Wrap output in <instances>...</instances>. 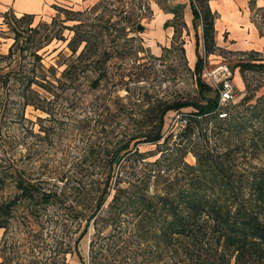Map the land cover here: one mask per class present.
<instances>
[{"label": "rangeland", "instance_id": "rangeland-1", "mask_svg": "<svg viewBox=\"0 0 264 264\" xmlns=\"http://www.w3.org/2000/svg\"><path fill=\"white\" fill-rule=\"evenodd\" d=\"M131 1H58L47 15L21 18L9 13L1 23L0 56L10 57L0 59L5 81L0 86V163H14L25 176L49 181L63 196L59 206L43 212L42 225L32 226L33 237L25 246L0 251V264H56L48 252L54 246L53 222L58 216L57 227L67 229L63 245L72 252L60 264L164 261L133 230L130 210L117 217L108 211L115 182L127 187L130 181H141L156 163L171 177L178 163L195 164L191 153L180 156L188 142L173 135L183 124L178 119L193 113L191 106L164 115L160 141L144 142L141 136L154 131L164 106L204 101L194 76L196 54L203 57L204 52L202 28L195 31L186 19L184 0H133L147 17L141 19L145 30L137 32ZM258 26L264 31V17ZM69 43H80L75 53ZM204 59L209 69L222 65L231 72L237 96L227 112L249 95L251 103L259 100L264 107V69L250 66L241 71L238 66L264 65V51L215 48ZM14 69L17 73L10 72ZM30 69L44 85L31 87L37 93L36 107H24L21 101L25 83L18 77ZM212 125L210 120L208 127ZM106 183L110 194L75 245Z\"/></svg>", "mask_w": 264, "mask_h": 264}, {"label": "trees", "instance_id": "trees-1", "mask_svg": "<svg viewBox=\"0 0 264 264\" xmlns=\"http://www.w3.org/2000/svg\"><path fill=\"white\" fill-rule=\"evenodd\" d=\"M209 1L189 0L192 26L195 31L201 26V40L207 56L216 48L214 15ZM130 4L133 16L138 19L136 30L143 32L145 26L141 25V19H147L146 13H142L138 1L132 0ZM24 17L32 16H21ZM196 43L199 44V38ZM69 44L74 53L80 45ZM82 54L83 51L78 57ZM9 57L10 53L0 59ZM196 57L195 83L204 101L164 106L156 119L154 131L141 136L144 142L160 141L164 115L174 110L180 113L182 108L191 106L193 113L182 118L186 120L185 126L175 134L171 131L170 135L188 142L181 147L180 156L191 153L195 164L178 163L174 177H171L156 163V169L141 181H130L127 187L115 182L110 202L112 209L108 212L117 217L130 210L133 230L154 249L155 255L164 257L161 264H264V162L261 160L264 155V107L259 100L251 103V95L234 105L232 112L227 109L234 102L218 106V93L200 77L202 56L196 54ZM238 66L241 71L250 66L264 69L261 64ZM10 72L17 73V70ZM18 78L25 83L21 89L23 106L36 107L34 95L37 93L31 87L40 84L43 88V83L36 80L32 69L23 71ZM4 83L0 76V86ZM210 120L213 125L208 127ZM124 148L125 153L130 151L127 146ZM118 152L114 156L116 162L122 156L119 155L121 149ZM109 194L110 185L106 183L76 237L75 245L87 233L89 222L96 217ZM62 196V192L51 187L49 181L25 176L24 169H17L14 163H0V251L25 246L33 237L30 234L32 226L42 225L40 217L43 212L59 206ZM59 217H54V246L48 252L56 264L64 261L67 253H72L69 245H63L67 229L65 225L57 227ZM40 231L38 228L37 233ZM23 232H28V237H23ZM92 245L90 242V247Z\"/></svg>", "mask_w": 264, "mask_h": 264}, {"label": "crops", "instance_id": "crops-1", "mask_svg": "<svg viewBox=\"0 0 264 264\" xmlns=\"http://www.w3.org/2000/svg\"><path fill=\"white\" fill-rule=\"evenodd\" d=\"M58 1L66 0H0V26L6 14L47 15ZM67 1L88 4V0ZM182 4L186 19L193 23L189 0ZM208 5L214 15L216 49L257 54L264 51V31L258 26L260 17H264V0H210Z\"/></svg>", "mask_w": 264, "mask_h": 264}, {"label": "built area", "instance_id": "built-area-1", "mask_svg": "<svg viewBox=\"0 0 264 264\" xmlns=\"http://www.w3.org/2000/svg\"><path fill=\"white\" fill-rule=\"evenodd\" d=\"M204 57L206 58L205 53L202 57L203 63L201 77L218 93V106H223L225 104H229L230 102H235L237 95L231 82V72L222 65H217L213 69L207 68ZM177 118L179 117L177 116ZM178 120L182 121L183 124L181 128H183L185 126L186 120L182 118H179Z\"/></svg>", "mask_w": 264, "mask_h": 264}]
</instances>
